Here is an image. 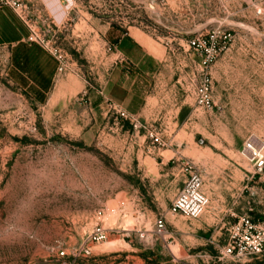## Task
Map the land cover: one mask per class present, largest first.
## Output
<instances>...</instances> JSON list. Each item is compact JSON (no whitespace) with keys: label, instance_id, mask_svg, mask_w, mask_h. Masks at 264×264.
I'll list each match as a JSON object with an SVG mask.
<instances>
[{"label":"rangeland","instance_id":"1","mask_svg":"<svg viewBox=\"0 0 264 264\" xmlns=\"http://www.w3.org/2000/svg\"><path fill=\"white\" fill-rule=\"evenodd\" d=\"M106 22L139 27L164 47L151 117L139 119L160 132L161 148L147 129L117 125L113 113L96 111L92 119L88 91L101 84L113 52L97 32L96 24ZM45 29L68 62L62 76L83 89L61 104L39 102L10 81L0 52V264H59V251L86 238L98 210L106 227L120 230L92 246L102 264L165 263L170 249L201 263L218 255L239 215L254 208L264 218V173L253 175L242 152L247 140L264 141V0H75L66 29L48 22ZM224 29L231 40L210 70L215 105L203 109L189 87L194 65L187 42ZM159 151L165 163L143 169ZM183 159L194 163L210 197L199 219L168 214L184 184ZM158 221L166 224L168 242L148 244L139 232L125 237L127 229H152Z\"/></svg>","mask_w":264,"mask_h":264},{"label":"crops","instance_id":"2","mask_svg":"<svg viewBox=\"0 0 264 264\" xmlns=\"http://www.w3.org/2000/svg\"><path fill=\"white\" fill-rule=\"evenodd\" d=\"M33 1L43 19L59 31L66 29L75 0ZM96 27L105 42L115 48L106 60L108 66L101 84L88 91L92 119H95L96 111L105 116L114 114L113 107H117L147 122L151 117L148 108L152 81L167 61L164 47L139 27L120 29L108 22L104 25L98 23ZM29 35L28 26L10 7H0V52L6 60L10 81L44 104H61L76 87L79 90L75 95L80 94L83 86L71 85L68 76L59 73L56 57L40 44L30 42ZM79 40L76 36L75 43L78 44ZM157 157L150 156L149 162L141 163L142 168L158 169L165 163L163 152L159 151Z\"/></svg>","mask_w":264,"mask_h":264},{"label":"built area","instance_id":"3","mask_svg":"<svg viewBox=\"0 0 264 264\" xmlns=\"http://www.w3.org/2000/svg\"><path fill=\"white\" fill-rule=\"evenodd\" d=\"M10 7L19 18L28 26L30 30L29 41L36 42L49 50L58 60V71L60 74L68 69V62L61 51L50 46L52 36L49 29H45L47 21L40 16V10L33 0H0V7ZM44 27V30L41 29ZM41 28V29H40ZM231 32L228 30H217L200 34L188 40V46L192 49L189 54L193 61L194 69L190 73L189 87L192 89L196 104L203 109L214 107L213 82L211 68L217 57L226 48L231 40ZM169 50H172L169 43H166ZM115 47L111 45L109 50ZM193 54L198 55L199 62L192 58ZM116 124L129 121L134 130L147 129L148 135L153 143L160 148L166 143L156 128L142 124L139 119L126 111L113 107ZM243 154L249 158L253 166V175L264 173V141L261 139H249L244 143ZM180 171L185 177L183 186L178 190L168 209V214L172 216H182L187 219H199L210 206V197L204 190V182L201 175L194 169V163L183 159L179 164ZM103 210L95 213V222L90 233L79 244L73 246L71 251L66 249L59 251V264H75L77 259L94 258L96 262L102 264L104 256H94L92 246L106 242L109 238L110 230L120 232L117 228L109 229L105 226L102 217ZM239 219L228 229V241L221 247L216 256H208V260L199 262H185L170 249L171 260L154 264H225L227 261L247 262L253 259L264 260V218L255 213L254 208H249L245 213L238 216ZM135 232L146 243L151 244L154 239H161L168 242L170 236L167 232L164 221H158L152 229L136 230L127 229L125 237L131 238ZM169 247V245H168ZM128 264H136L130 262Z\"/></svg>","mask_w":264,"mask_h":264},{"label":"bare ground","instance_id":"4","mask_svg":"<svg viewBox=\"0 0 264 264\" xmlns=\"http://www.w3.org/2000/svg\"><path fill=\"white\" fill-rule=\"evenodd\" d=\"M110 242H111V241H110ZM110 244H111V246H112V245H114V242H111ZM106 248H107V246H106Z\"/></svg>","mask_w":264,"mask_h":264}]
</instances>
